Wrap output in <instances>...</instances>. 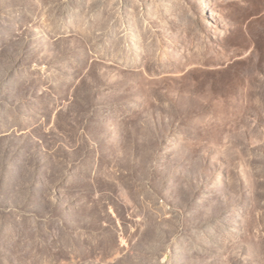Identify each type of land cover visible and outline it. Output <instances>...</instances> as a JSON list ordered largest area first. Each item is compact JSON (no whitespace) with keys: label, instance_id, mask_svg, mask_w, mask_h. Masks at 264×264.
<instances>
[{"label":"rangeland","instance_id":"374dc122","mask_svg":"<svg viewBox=\"0 0 264 264\" xmlns=\"http://www.w3.org/2000/svg\"><path fill=\"white\" fill-rule=\"evenodd\" d=\"M0 264H264V0H0Z\"/></svg>","mask_w":264,"mask_h":264}]
</instances>
